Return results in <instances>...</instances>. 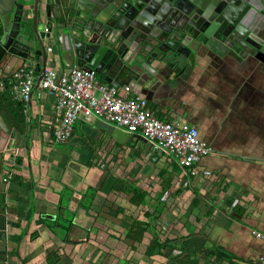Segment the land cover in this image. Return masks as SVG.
I'll use <instances>...</instances> for the list:
<instances>
[{
    "label": "crops",
    "instance_id": "crops-1",
    "mask_svg": "<svg viewBox=\"0 0 264 264\" xmlns=\"http://www.w3.org/2000/svg\"><path fill=\"white\" fill-rule=\"evenodd\" d=\"M47 68L63 70L58 63ZM97 78L103 82L100 75ZM124 86L131 96L145 99L157 119L195 127L199 140L211 150L196 169L211 172V178H191L142 140L130 147L128 140L121 144L80 120L74 130L81 136L56 144L51 135L53 97L37 90L28 106L26 133L16 137L11 154L3 158V171L13 170L21 185L7 186L5 215L0 217V264L5 257L9 264H162L164 259H145L139 248L130 251L124 241L126 225L108 204L124 198L110 191L114 178L134 183L153 175L154 167L166 169L173 178L163 205L154 208L151 196L144 208L168 226L163 233L169 246L166 257L180 250L189 253L184 264H258L264 239L252 231L264 236V52L245 60H221L203 52L185 77L157 75L143 85L117 88ZM123 152L132 154L128 163L129 171L135 166L134 176L115 177L99 166L120 159ZM153 154L158 156L155 162L150 160ZM104 180L90 211L80 209L85 191L101 187ZM68 194L74 225L64 239L60 229L52 233L40 220L61 215L59 199ZM153 233L159 231L151 225L143 247Z\"/></svg>",
    "mask_w": 264,
    "mask_h": 264
},
{
    "label": "water",
    "instance_id": "water-1",
    "mask_svg": "<svg viewBox=\"0 0 264 264\" xmlns=\"http://www.w3.org/2000/svg\"><path fill=\"white\" fill-rule=\"evenodd\" d=\"M252 1H242L251 15L243 4L218 8L208 0H0V78L8 84L24 65L35 63L36 91L47 65L58 63L63 70H90L120 87L143 85L157 75L185 77L203 52L245 60L264 52V0ZM78 120L121 144L131 137L93 117ZM0 139L1 217L7 190L3 158L16 139L1 113Z\"/></svg>",
    "mask_w": 264,
    "mask_h": 264
},
{
    "label": "built area",
    "instance_id": "built-area-1",
    "mask_svg": "<svg viewBox=\"0 0 264 264\" xmlns=\"http://www.w3.org/2000/svg\"><path fill=\"white\" fill-rule=\"evenodd\" d=\"M35 72V63H29L13 76V98L24 105V114L27 115L34 92L39 90L53 97L51 135L56 144L65 145L69 141L74 124L78 117L83 115L113 126L126 135L137 136L191 178L208 179L213 175L207 170L196 169L200 159L207 156L211 150L199 140L195 127L185 122L157 119L148 109L145 99L131 96L128 86L117 88L103 84L94 72L86 69L57 71L54 68H46L38 89L34 91ZM3 83L0 78V90ZM12 175L13 170H5L1 180L8 186ZM150 225L162 234L169 230L168 226L161 222L151 221ZM252 235L264 239L258 232L252 231ZM173 253L176 256L180 250ZM256 261L258 264H264V256L258 257ZM1 264H9L6 257Z\"/></svg>",
    "mask_w": 264,
    "mask_h": 264
},
{
    "label": "trees",
    "instance_id": "trees-1",
    "mask_svg": "<svg viewBox=\"0 0 264 264\" xmlns=\"http://www.w3.org/2000/svg\"><path fill=\"white\" fill-rule=\"evenodd\" d=\"M99 82L101 81L99 80ZM11 86H12V82H8V84L3 83V87L0 90V110L3 113V115H5L7 121H9V123L15 129V136L21 137L26 133V129H27L26 121L28 117L27 115L24 114V105L14 100ZM74 129L75 128L73 126L70 139L74 135L81 136V134L76 133ZM140 142L141 139H139L137 136H131L130 139L128 140L127 145L130 147H134V146L138 147L139 146L138 144ZM134 157L139 159L140 153L138 151H134ZM16 162L17 165H20L21 160L17 159ZM107 174L104 179H107L108 177ZM169 175L170 174L164 168H160L157 173V178L161 182L159 185V196L155 201L153 200L154 208H158L161 205H163L162 196L164 194H168L169 190L172 187L173 178ZM10 184H13V186L16 187H20L21 182L19 178L16 177L15 174H13L10 180ZM104 185H105V180L103 181L101 187L99 188H88L83 194L81 201L79 202V208L83 209L85 212L88 213L93 204V201L95 200V197L98 195L99 192H102ZM110 191H112L113 193L119 196L124 197L123 200L122 201L120 200L118 204H114L111 202H109L108 204L110 208L115 209L116 217L120 216L123 223L126 225L124 229L125 232L124 241L127 240V242H129V246L128 245L127 246L130 249V251L136 252L138 248L139 250H141L140 247H142L143 257L145 259L156 260L160 258V259H164L162 264H170V263L184 264V261L182 260L185 258H189L188 252L184 253L180 251L178 255L176 256L174 255L170 258L164 255V252L168 251L167 249L169 246H168V242L164 238V234H162L159 230H158L159 233L157 234L153 233V235H151L149 243L144 245L143 247L142 243L144 241L145 234L149 231V228H151L150 222L151 221H153L154 223L159 222V219L154 213L144 210V208H147L150 201L152 200L151 195L146 190H143V188L138 186L137 183L136 184L129 183L127 181L114 178V183L111 186ZM70 197L71 194H68L67 196L63 195V197L61 195L59 199L58 208L60 209V212L62 214L57 216L55 220L53 221L40 220V222L43 223L45 227L52 233L55 232V229H60L62 231V237H64V239L74 225L73 224L74 215L68 210V203ZM123 208L129 209L133 213H131V215L129 213L126 214ZM136 210H139L138 214L134 215ZM153 228L155 229V227ZM20 239L21 238L16 239L15 241H19ZM222 258L224 257L222 256Z\"/></svg>",
    "mask_w": 264,
    "mask_h": 264
},
{
    "label": "rangeland",
    "instance_id": "rangeland-1",
    "mask_svg": "<svg viewBox=\"0 0 264 264\" xmlns=\"http://www.w3.org/2000/svg\"><path fill=\"white\" fill-rule=\"evenodd\" d=\"M186 123V122H185ZM107 156V155H106ZM132 157L131 153H122L120 159H118V157H116V160H108V162L106 163V161H102L103 165L100 164L99 166L101 168H103V171H105L106 173H111L114 174V176H121L122 178H126L128 176H130V173H132L134 176V173H136V171L134 170L135 166L132 165L131 169L132 171H129V167L130 164L128 163L130 158ZM117 159L120 160V163L117 165ZM141 161V160H139ZM144 165V164H143ZM150 168V165H149ZM142 169L141 165L138 164V168L137 171L140 172ZM149 172V169L147 170ZM158 170L157 168L154 167L153 169V175L151 174L148 178L146 177H139L137 180L134 181V183L138 186H140L143 189L148 190L149 194L153 197L154 201L158 198L159 196V185L160 183L157 181L156 177ZM151 186V187H150ZM165 197V196H163ZM154 206V203L153 205ZM136 214V213H134ZM141 250L142 247H140Z\"/></svg>",
    "mask_w": 264,
    "mask_h": 264
},
{
    "label": "flooded vegetation",
    "instance_id": "flooded-vegetation-1",
    "mask_svg": "<svg viewBox=\"0 0 264 264\" xmlns=\"http://www.w3.org/2000/svg\"><path fill=\"white\" fill-rule=\"evenodd\" d=\"M208 1H210L209 3H212V6L216 5L218 8L225 6L227 2L231 3L235 6L243 4V8L246 10V14L247 13H251V15L253 14V11L248 6H245V4L242 2V1H244V2L248 3L247 1H249V3L250 2L253 3L252 0H208ZM207 15H208V17L213 19L214 14L212 11H208ZM225 27H227V26L225 25ZM244 51L247 52L246 50H244ZM240 52H242V51H240Z\"/></svg>",
    "mask_w": 264,
    "mask_h": 264
}]
</instances>
